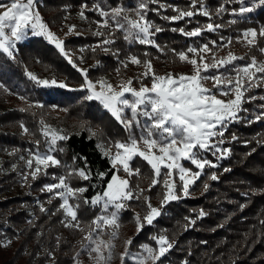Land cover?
Returning <instances> with one entry per match:
<instances>
[{
  "label": "trees",
  "instance_id": "1",
  "mask_svg": "<svg viewBox=\"0 0 264 264\" xmlns=\"http://www.w3.org/2000/svg\"><path fill=\"white\" fill-rule=\"evenodd\" d=\"M138 3L139 0H37L36 7L50 29L56 30L64 22L74 23V30L62 40L72 63L44 37L31 34L17 43L14 60L0 52V84L3 85L0 87V136L7 134L20 141L15 145L0 137V264H91L79 258L86 254L85 236L100 208L84 204L83 200H70L80 205L78 220L84 230L67 227L63 211L58 210L61 200L41 190L46 184L57 182L55 177L66 175L73 168L87 167L92 179L73 177L70 186L86 187L84 197H94L103 191L114 172L101 146L124 141L128 136L124 127L98 101L85 99L89 92L81 88L84 79L80 69L87 70L88 78L93 80L103 74L119 77L128 71V65L124 66L127 56L136 55L141 61L150 59L157 75L168 71L174 75L190 73L192 66L181 62L172 49L179 52L190 45L205 43L213 47L211 41L226 44L228 39H231L228 46H232L237 57L244 59L228 65L227 70L234 71L253 56L264 58V53L259 51L264 40L258 37V46H251L236 38L242 28L259 29L264 24V9L247 14L246 19L234 17L230 13L240 5L228 0H203L211 19L195 15L191 22L189 18L173 22L163 17L176 15L174 8L196 11L201 6L199 2L192 8L190 0H156L155 3L149 0L146 18L162 29L153 37L159 48L138 42L130 44L124 40L122 30H113L111 36L107 28L102 29L103 36L93 34L98 27L96 22L103 19L91 10L94 5L100 4L107 10L118 5L135 8ZM84 4L88 6L87 19L79 16ZM221 5L227 11L217 16L216 10ZM234 19L236 23H230ZM209 22L221 27L216 32L205 31L200 37H185L179 31H172L181 27L191 31ZM104 39L114 41L106 46L107 52L97 47ZM28 72L39 78L66 82L68 87L36 86L28 78ZM131 80L138 88L150 83L152 78L142 74ZM257 85L245 92L242 107L247 111H242L241 119L230 123L224 132L223 145L231 150L230 154L216 159L207 153L217 167L206 166L190 186L189 195L180 194V199L165 205L162 214L139 234L137 215L143 221L148 210L145 199L160 206L165 189L162 183L150 187L154 173L142 158H135L131 165L140 170L139 175L129 177L120 171L129 179L138 199L126 201L127 207L118 214L119 229L118 236L112 240L115 247L111 264H131L127 257L122 260L121 254L136 250L145 242L155 245L153 237L158 235L167 236L173 248L156 264H264V120H255V116L264 111V82L257 81ZM13 95L18 99L13 101ZM41 121L62 130L61 134H67L69 139L58 142L57 147H63V152L54 153L61 165L49 167L47 175L32 179L25 162L29 151L35 150L37 140L41 142L40 151L47 147L39 131ZM21 125L27 127L29 133H25ZM233 135L236 140L231 139ZM80 157L87 158L86 165ZM97 172H107V176L99 179ZM213 173L218 179H211ZM41 206L46 211H41ZM201 210L205 215L197 218ZM190 219L196 220L195 225L189 224ZM111 231V228L106 229L102 238L109 239ZM128 239L133 241L130 246L125 243Z\"/></svg>",
  "mask_w": 264,
  "mask_h": 264
},
{
  "label": "snow or ice",
  "instance_id": "2",
  "mask_svg": "<svg viewBox=\"0 0 264 264\" xmlns=\"http://www.w3.org/2000/svg\"><path fill=\"white\" fill-rule=\"evenodd\" d=\"M151 2L155 3L156 0H151ZM198 2L201 7L196 11L174 8L173 11L177 14L171 17L165 16L163 19L176 22L189 18V22H191V18L195 15H203L211 19V14L204 7L203 0H190L191 7L196 8ZM228 2L240 5L238 10L232 9L230 14L234 17L246 19L247 14L264 9V0H228ZM36 4L37 0H10V7L0 13V52L14 60L17 43L25 40L31 34L44 37L72 63L71 55L65 51L64 41L51 32L43 21ZM0 7H6V5L0 3ZM159 7L165 6L160 5ZM86 10H88L87 4L82 5L79 12L81 19H87ZM91 10L98 12L103 18L102 21L96 22L98 27L93 33L94 35L103 36L102 29L104 28L109 29V36L113 30H122L124 40L130 44L138 42L141 45L160 47L155 44L153 37L162 29L146 18L149 11V0H139L135 8L118 5L106 10L100 4H96ZM226 11L227 9L221 5L216 10V15L221 16ZM230 23H236V20L234 19ZM220 27L219 24L209 22L204 26H197L191 31H185L183 27L172 29V31H179L185 37H200L205 31L216 32ZM74 28V25L70 27V33ZM241 36L248 45L258 46L257 38L264 40V25L259 26V29L256 27L245 29ZM112 43H114L112 39H104L97 47L107 52L109 49L106 46ZM211 43L215 48L225 47L231 44V39L222 45H217L216 41H211ZM91 50L94 52L95 48ZM211 51L208 43L200 46L190 45L186 50L179 52L172 49L181 62L188 63L193 68L192 74H179L178 76L171 73L157 75L150 59L141 61L138 56L132 55L130 62L133 65H143L146 69L143 76L152 78L151 87L142 85L139 89L131 86L133 83L131 79L122 80L118 86H114L104 79L94 82L88 78L87 70H79L84 79L81 88L87 89L89 92L85 99L98 101L124 127L128 136L124 141L117 140L113 144L101 146L103 155L110 159L112 168L116 170L102 194L97 193L94 197L86 198L83 195L88 190L86 187L73 188L70 186L73 177L85 181L92 179V173L87 167L73 168L66 175L55 177L57 182L46 184L41 190L62 201L58 210L63 211L68 221L65 225L67 227L84 230L78 220L80 205L79 203H70V200H83L84 204L100 208L101 214L91 221L89 231L85 236L87 243L84 247L89 255L93 256L94 264H111L115 247L112 240L118 236L119 229L118 214L127 207L126 201L138 199L134 196L129 179H123L118 174L123 171L129 177L139 175L140 170L133 169L131 166L135 158H142L153 170L154 178L150 187L162 183L165 189L160 207H154L149 199H145L148 210L143 221L137 215V234H139L146 225H152L153 221L162 214L161 209L165 205L181 198L176 191L175 180L177 178L180 181V192L184 197H187L190 186L195 184L205 167H217V164L208 160L202 153L207 152L218 158H224L230 154V149L221 147L225 143L224 132L230 123L241 119L242 111H247L242 107L245 102L243 99L245 92L258 86L257 81L264 82V62L258 63L253 58L248 64L235 69L233 77L225 75L219 70L223 68L227 71L228 65L244 58L237 57L231 52L227 57L217 58L213 53L212 62L209 63L205 54ZM259 51L264 53V48H260ZM210 69L216 70L217 74L205 75L204 73ZM27 76L36 86L42 88L68 87L66 82L58 81L55 78H39L31 72H28ZM209 79L213 80L215 91L205 86L204 82ZM97 84H99V89ZM0 87L3 85L0 84ZM218 95H233L234 98L223 100L219 99ZM21 99L25 98L21 97ZM37 106L42 107V105ZM20 111H26V109H20ZM141 118H145V120L142 122ZM255 120H264V111L255 116ZM21 126L25 133H29L27 127ZM39 131L44 137L47 147L43 152L40 151L41 142L37 140L35 141V150L29 151V158L25 162L31 170L29 174L32 179H36L39 175H47L49 167L61 165V161L54 153L63 152V147H57L58 142L69 139L67 134H61L62 130L53 128L43 121H41ZM231 139L236 140L237 138L233 135ZM112 147L115 148V153L112 152ZM21 159L24 157L22 156ZM80 159L85 162V165L87 164L86 157H80ZM184 162L195 166L197 171L192 172L184 166ZM106 176L107 172L96 173V177L99 179ZM24 179L27 181L28 177L25 176ZM211 179L216 180L218 177L213 173ZM41 211H46V209L41 206ZM204 215L205 213L201 210L197 218ZM195 223V219L189 220L190 225H195ZM109 228L112 229L110 238L105 240L102 238L103 233ZM153 239L157 247L143 245L142 248L146 255L140 254L137 264H144L146 259H151L153 264H156L173 248V243L165 235L153 237ZM132 242L131 239H128L125 243L130 246ZM7 243L10 244V241ZM129 255L130 253L125 251L121 254V259L123 260Z\"/></svg>",
  "mask_w": 264,
  "mask_h": 264
},
{
  "label": "rangeland",
  "instance_id": "3",
  "mask_svg": "<svg viewBox=\"0 0 264 264\" xmlns=\"http://www.w3.org/2000/svg\"><path fill=\"white\" fill-rule=\"evenodd\" d=\"M0 3H4L5 5H6V7H0V13H3L4 11H6L7 10V7H10V0H0ZM201 7V6H200ZM100 21H102V20H100ZM74 25V23L73 22H71V23H66V22H64V24L62 25V26H60V27H58L56 30H52V29H50L51 30V32L52 33H54L60 40H63V38L65 37V36H68L69 34H70V31H69V29H70V27L71 26H73ZM262 25H264V24H261L260 26H262ZM252 27H255V26H247V27H245V28H242V30L240 31V33L237 35V39L240 41V42H242L243 44H247L246 43V41L243 39V37L241 36V33L245 30V29H248V28H252ZM257 28V27H256ZM194 29V28H193ZM258 29V28H257ZM222 44H225V42H219L217 45H222ZM210 49H212V51L211 52H209V53H207V54H205L206 55V58H207V60H208V62L209 63H211L212 62V60H211V57H212V55H213V53H215V55H216V57L217 58H224V57H227L228 56V54H229V52H231V53H233L234 55H236V51H234L233 50V48H232V46H225V47H219V48H215V47H209ZM262 48H264V45L262 46ZM65 51H67L66 49H65ZM132 55H129V56H127V58H126V60H125V64L126 65H128L127 67H128V71L125 73V74H122L121 76H119V77H116V76H113V75H109V74H103L98 80H100V79H104V80H106L107 82H109V83H111V84H113L114 86H118L119 84H120V82L123 80V81H127V80H129V79H131L132 77H135V76H140V75H142L143 73H144V71L146 70L145 69V67L143 66V65H133L131 62H130V57H131ZM253 58H255V60L258 62V63H261V62H264V58H258V57H256V56H253L251 59H253ZM197 59L199 60V58L197 57ZM251 59L249 60V61H247V62H245V63H241V64H239L238 66H236L235 68H234V71H229V70H227V71H225V69H223V68H221L219 71L220 72H223V73H225V75H230V76H235V69H237V68H239V67H242V66H244V65H246V64H248L250 61H251ZM78 66L79 67H82V65L81 64H78ZM193 72V71H192ZM192 72H190V73H180V74H192ZM169 73H171V72H165V73H163V74H161V75H166V74H169ZM172 74V73H171ZM205 75H209V76H212V75H214V74H217V72H216V70H214V69H210L207 73H204ZM174 75V74H173ZM179 74H177V75H174V76H178ZM259 75V74H258ZM91 80H93V79H91ZM98 80H93L94 82L95 81H98ZM213 80H211V79H209V80H207V81H205L204 82V84H205V86L207 87V88H210V89H213V91H215V89L213 88ZM247 83V81H245V84ZM144 86H147V87H151V85H152V81L150 82V83H147V84H143ZM133 88H136V87H134L133 85H131ZM97 88L99 89V84H97ZM140 87H138V88H136V89H139ZM117 90H119V88L117 87ZM126 95H129V94H126ZM218 98L219 99H223V100H230V99H233L234 98V96L233 95H229V96H223V95H218ZM18 99V96L17 95H13V98H12V100L13 101H15V100H17ZM130 118V117H129ZM141 120H142V122L145 120V118H141ZM138 131H139V129H138ZM0 137H4V138H6V139H9L12 143H14L15 145H18L19 143H20V141L18 140V139H13V138H11L9 135H4V136H0ZM141 147L143 148V145H141ZM221 147H223V148H226L224 145H222ZM112 152L113 153H115V148L114 147H112ZM43 152V151H42ZM208 160H211L213 163H216V161L215 160H212V159H210L209 158V156H208V154H207V152H204V153H202ZM216 157V159L218 158L217 156H215ZM184 166L185 167H187V168H189L192 172H195V171H197V169L195 168V167H190V166H187V165H185L184 164ZM115 169H114V172L112 173V175L115 173ZM120 176H121V178H123V179H127L126 178V176L123 174V173H121V172H119L118 173ZM111 175V176H112ZM111 176H110V178L108 179V181L111 179ZM107 181V182H108ZM175 182H176V185H177V195H180V194H182L181 192H180V181H179V179L177 178L176 180H175ZM51 184V183H50ZM106 185H107V183H106ZM105 188H106V186H105ZM104 188V189H105ZM104 189H103V191H104ZM102 191V192H103ZM102 192H100L101 194H102ZM61 203H62V201H61ZM154 207H160V206H158V205H153ZM111 210V209H110ZM99 214H101V211L99 212ZM98 214V215H99ZM158 236H160V235H158ZM158 236H156V237H158ZM143 245H148L149 247H152V248H156L157 247V245L155 244V245H153V244H149V243H142L141 245H140V247L138 248V249H136V250H132V251H130V250H126V251H128L129 253H130V255L129 256H127V258L130 260V262H131V264H137V262H138V259H139V255L140 254H144V255H146V253H144V249L142 248V246ZM94 255V254H93ZM81 261H84V262H88V263H91V264H94V260H93V256L92 255H89V252L86 250V254L84 255V256H80V258H79ZM150 262H152V260L151 259H146L145 261H144V264H149Z\"/></svg>",
  "mask_w": 264,
  "mask_h": 264
}]
</instances>
